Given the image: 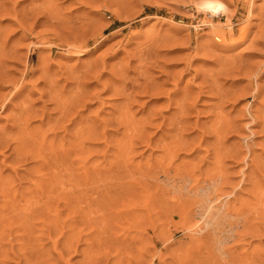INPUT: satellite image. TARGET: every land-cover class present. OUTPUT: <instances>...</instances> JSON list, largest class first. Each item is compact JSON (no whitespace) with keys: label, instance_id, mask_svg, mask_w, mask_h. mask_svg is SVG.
<instances>
[{"label":"rangeland","instance_id":"rangeland-1","mask_svg":"<svg viewBox=\"0 0 264 264\" xmlns=\"http://www.w3.org/2000/svg\"><path fill=\"white\" fill-rule=\"evenodd\" d=\"M0 264H264V0H0Z\"/></svg>","mask_w":264,"mask_h":264},{"label":"bare ground","instance_id":"bare-ground-1","mask_svg":"<svg viewBox=\"0 0 264 264\" xmlns=\"http://www.w3.org/2000/svg\"><path fill=\"white\" fill-rule=\"evenodd\" d=\"M204 10L206 11V12H208V14H212V16H213V14H220V15H225L226 14V9H225V7L223 6V5H221V4H218V3H208V4H206V6L204 7ZM228 18V17H227ZM70 47V46H69ZM74 48V47H73ZM149 122H147V124H148ZM219 134V133H218ZM216 158V157H215ZM219 158V157H218ZM217 159V158H216ZM198 191V190H197ZM196 194V193H195ZM197 195V194H196ZM199 195V194H198ZM197 195V196H198ZM202 195H204L203 197H205V194H202ZM208 196V195H207ZM201 198V197H200ZM205 199V198H204ZM205 201H208V199L207 200H205ZM206 203V202H205ZM213 203V202H212ZM215 205V204H214ZM221 206V205H220ZM227 206V205H226ZM200 207H201V210H202V213H203V215H204V217H205V219L209 222V221H211V219H214V218H216L215 216L218 214V213H220V211H221V207H218V206H212L210 203H208L207 202V204L206 205H202V203H201V205H200ZM223 210V209H222ZM199 221H201V220H199ZM207 222V224H209ZM202 224H204V223H202ZM205 226H206V224H205Z\"/></svg>","mask_w":264,"mask_h":264}]
</instances>
